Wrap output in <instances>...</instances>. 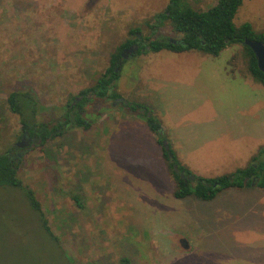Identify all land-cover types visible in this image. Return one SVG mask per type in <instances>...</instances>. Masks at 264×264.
<instances>
[{"label": "rangeland", "instance_id": "374dc122", "mask_svg": "<svg viewBox=\"0 0 264 264\" xmlns=\"http://www.w3.org/2000/svg\"><path fill=\"white\" fill-rule=\"evenodd\" d=\"M167 2L0 0V154L20 131L19 118L5 102L9 93L28 90L35 96L42 107L36 122L60 121L65 104L94 85L128 30L138 28L136 37H149L146 22ZM215 2L188 0L194 10ZM232 22L264 31V0H242ZM157 33L180 37L168 22ZM185 53L129 55L117 69L115 93L123 103L91 104L85 108L92 120L87 130L68 129L24 151L16 176L32 191L58 243L39 230L21 192L0 189V264H70L62 251L74 264H121L120 259L128 264H264V191L227 189L208 202L173 199L160 146L139 115L125 107L146 104L159 124L160 115L176 112L177 125L198 133L212 115L205 100L189 107L190 88L201 84V91L223 100L224 88L240 89L244 84L235 80L247 74L238 44L216 57ZM227 68L234 75H227ZM227 76L233 79L228 88ZM248 87L251 104L242 117L249 133L238 139L217 133L177 155L162 133L193 176L213 178L243 168L262 145L264 90ZM198 97L193 92L189 99ZM71 193L83 209L74 206Z\"/></svg>", "mask_w": 264, "mask_h": 264}, {"label": "trees", "instance_id": "16d2710c", "mask_svg": "<svg viewBox=\"0 0 264 264\" xmlns=\"http://www.w3.org/2000/svg\"><path fill=\"white\" fill-rule=\"evenodd\" d=\"M241 1L216 0L214 5L205 10H194L189 5L188 0H168L163 10L154 14L149 23L146 22L150 32L149 37H136L140 33L139 29H129L128 38L110 54L108 66L96 78L94 85L78 94V102L76 99H72L65 104L60 121L53 124L36 122L35 116L42 110V107L28 90L9 93L5 101L8 110L19 118L21 130L36 136L39 147L62 136L68 129L81 128L87 130L92 120L85 117L89 115L85 108L91 104L97 106L98 103L118 98L115 93L116 82L119 78L117 69L124 63L120 59V53L133 44L138 45L135 56L141 53H158L160 51L170 53L196 51L213 57H216L227 46L240 45L244 40L256 41L264 45V32H255L248 23L234 26L232 20L241 5ZM165 22H168L175 34L180 35L178 39L164 38L157 33ZM142 41L145 43L142 44ZM241 50L247 74L255 83L264 88V74L257 69L251 51L245 46H241ZM118 62L120 63L118 64ZM125 107L130 113L139 115L147 130L153 135L156 144L160 146L161 157L173 182L171 192L173 199L182 200L191 197L201 202H208L213 200L218 193L227 189L253 187L264 191V146L256 150L243 168L213 178L193 176L188 169L177 161L170 148L167 152L163 150L161 144L164 137L160 124L152 115L150 108L141 103H128L125 104ZM99 114L100 112H97V117ZM173 166H175L176 172L173 170ZM186 176H191L192 179L187 180ZM5 188L21 192L31 214L35 217L39 230L54 243H58L57 237L49 230L47 221L32 191L22 186L17 178L16 163L11 158L1 156L0 189ZM67 195L77 209H83V203L80 202L77 194ZM62 256L66 262L74 264L63 251ZM120 263L128 264L125 259H120Z\"/></svg>", "mask_w": 264, "mask_h": 264}, {"label": "crops", "instance_id": "0c3cea01", "mask_svg": "<svg viewBox=\"0 0 264 264\" xmlns=\"http://www.w3.org/2000/svg\"><path fill=\"white\" fill-rule=\"evenodd\" d=\"M255 32L260 33L264 31H255ZM153 54H156V53H153ZM201 55H204V54H201ZM230 71L231 70L227 68V75H230V76L234 75V73ZM230 76H227V88H228V84H230L231 82L233 83V79L229 78ZM235 81L242 83L244 85L241 86L240 89H238L237 87L236 89H227V91L224 88L223 95L225 94V96L223 100H216L215 95L211 93H207L205 91H201V87H202L201 84L195 87L196 90L193 88H190V94L187 95V98L189 101V107L191 105V108L193 109L197 105H199L200 99L205 100L208 104V109H209L207 111L212 115L211 121L208 118L209 123L200 127L198 130V133H193L189 127H181V125H177V122L180 121L181 118H178V119L176 118V112L168 113L166 117H169V119H165L166 117L164 118L163 116L160 115L161 132L162 133L164 132L165 134H167L169 143L171 145V149L173 151H176L177 155H184V153L186 154L187 149L193 148L195 146H199L202 141L207 140L208 138L212 137L213 135L217 133L227 134V137L230 140L238 139L236 138L238 134L249 133L248 127L245 122L246 119L242 117L243 113H246L245 111L248 109L249 105L251 104L248 102V90L251 89L248 86H252L253 84H255L256 86H260V88H262L263 90L264 88L260 84L255 83L248 74L247 76L243 75V77L240 80H235ZM193 92L196 93L197 96L199 97L194 98L191 101L189 97ZM153 93L154 91H152V95ZM252 96L253 95H251L250 101H252ZM260 96L261 98H264V96L262 95ZM161 110L162 108L160 106V111ZM176 110H178L177 107H176ZM234 130H237L238 132H234ZM261 144L262 145L257 146V148L252 153V155L256 152L258 147H261L264 145V140H262ZM177 161L182 165V162L180 159H178Z\"/></svg>", "mask_w": 264, "mask_h": 264}, {"label": "flooded vegetation", "instance_id": "af4514ba", "mask_svg": "<svg viewBox=\"0 0 264 264\" xmlns=\"http://www.w3.org/2000/svg\"><path fill=\"white\" fill-rule=\"evenodd\" d=\"M137 47L138 50V45L133 44L127 48H134ZM136 53V52H135ZM120 62H118L119 64ZM76 102L79 101V98H75ZM114 102H121L123 101L120 98L113 99ZM113 104V103H112ZM38 143V140L35 135H31L28 131L21 130L19 131L17 141L15 143H12L11 147L6 150L4 153L0 154L1 156H6L8 158H11L13 162L16 163V161L19 160L24 155V151L30 149L33 144ZM18 153H17V152Z\"/></svg>", "mask_w": 264, "mask_h": 264}, {"label": "water", "instance_id": "95a60500", "mask_svg": "<svg viewBox=\"0 0 264 264\" xmlns=\"http://www.w3.org/2000/svg\"><path fill=\"white\" fill-rule=\"evenodd\" d=\"M240 46H245L251 51L255 59L257 69L264 74V45L256 41L244 40L240 43ZM136 51L137 47L124 49L120 53V59H126L129 55L135 54ZM161 145L163 147V150L167 152L169 147L166 142L162 141ZM173 170L176 172L175 166H173ZM180 177H182V175H180ZM186 179L191 180L192 177L186 176Z\"/></svg>", "mask_w": 264, "mask_h": 264}]
</instances>
